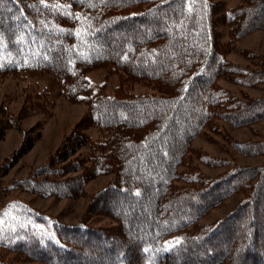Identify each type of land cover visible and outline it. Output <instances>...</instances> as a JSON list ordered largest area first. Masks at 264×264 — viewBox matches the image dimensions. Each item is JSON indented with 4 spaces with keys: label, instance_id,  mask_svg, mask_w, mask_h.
<instances>
[{
    "label": "trees",
    "instance_id": "obj_1",
    "mask_svg": "<svg viewBox=\"0 0 264 264\" xmlns=\"http://www.w3.org/2000/svg\"><path fill=\"white\" fill-rule=\"evenodd\" d=\"M218 25L231 45L220 43ZM259 30L264 0L232 8L214 0H0V77L48 80L26 96L20 115L0 121V140L20 129L22 118L49 110L56 90L89 107L48 163L14 186L73 198L89 180L113 175L89 206L111 225L67 226L15 203L0 209V247L41 264H264V167H236L211 179L190 163L198 154L192 141L216 120L234 127L264 121V94L242 98L218 84L221 77L264 84V61L252 68L226 59L234 42ZM98 69L123 74L114 95L92 92L86 76ZM132 82L154 92L135 95L125 88ZM89 127L98 129V141L85 133ZM35 136L24 132L0 163V178L33 150ZM236 146L264 155V142ZM84 147L87 158L78 155ZM236 192L244 197L228 215L200 223ZM0 264L14 263L0 257Z\"/></svg>",
    "mask_w": 264,
    "mask_h": 264
},
{
    "label": "rangeland",
    "instance_id": "obj_2",
    "mask_svg": "<svg viewBox=\"0 0 264 264\" xmlns=\"http://www.w3.org/2000/svg\"><path fill=\"white\" fill-rule=\"evenodd\" d=\"M214 1L223 2L227 8H232L244 0ZM217 30L221 34L220 43L229 42L231 45L227 29L218 25ZM226 54V59L235 65L257 68L264 61V30L252 32L237 40ZM86 77L91 84L92 92L114 95L123 85V74L120 71L98 69L89 72ZM125 84V88L135 95L154 92L153 87L146 82ZM218 84L242 98L260 97L264 94V84L245 87L223 77L218 80ZM47 87L48 80L44 77L22 74L0 77V121H5L8 116L20 115L26 105V96L34 95ZM50 98L49 110L33 112L22 118L20 129L5 131L3 139L0 140V163H3L20 146L24 132L33 137L40 135L33 150L24 156L5 177L0 178V209H9L15 203H23L63 225L74 226L85 222L96 227L109 226L110 219L93 216L89 212V206L92 198L112 182V174L89 180L84 194L73 198H44L14 186L15 181L26 178L36 168L45 166L51 155L64 143L77 124L88 116L89 107L86 103L69 101L59 90L52 92ZM0 130L3 131L1 125ZM85 133L93 141L100 139V133L95 127L87 128ZM247 141L264 142V121L246 127H234L223 120H216L212 128L205 129L192 141V148L198 154L191 157V166L201 170L211 179L220 177L236 167H264V155L244 154L237 149L236 144ZM88 153L89 148L84 147L78 155L87 158ZM201 155L210 157L215 162L205 163L203 158L201 160ZM78 173L73 172L68 177H74ZM243 197L242 192L233 193L218 207L211 209L200 223L213 224L224 218ZM0 257L14 264H41L23 261L18 255L2 247H0Z\"/></svg>",
    "mask_w": 264,
    "mask_h": 264
}]
</instances>
